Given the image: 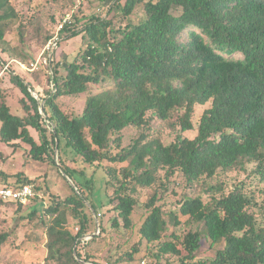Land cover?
<instances>
[{
	"label": "trees",
	"instance_id": "16d2710c",
	"mask_svg": "<svg viewBox=\"0 0 264 264\" xmlns=\"http://www.w3.org/2000/svg\"><path fill=\"white\" fill-rule=\"evenodd\" d=\"M114 8L127 20L122 27L115 28L107 19H95L79 31L73 30L72 24L64 27L63 33L70 32L65 39L81 37L85 49L60 81L52 71V89L47 91L44 113L54 127L52 138L58 148L64 141L66 148L88 165L127 164L122 180L108 172L118 183L111 205H115L123 227L133 228L138 189L162 183V175L169 179L179 172L188 185H194L254 163L255 175L264 184V0H126L123 5L115 0ZM138 8H142L143 17L135 23L131 18ZM16 18L10 0H0V43L5 41L9 22ZM11 81L32 107L22 100L26 115H14L0 78V141L7 145L24 143L30 147L33 160L44 161L49 143L43 136L44 142L37 144L29 131L41 130L39 106L29 92L32 84L18 76ZM93 87L100 91L92 93ZM82 95H87L83 114L70 119L57 101ZM207 104L211 107L195 129V110ZM179 112L181 132L197 130L195 139L179 137L164 145L141 134L128 150L114 154L127 129L148 127L150 117L167 122ZM68 171L63 174L67 176ZM34 183L28 179L5 182L0 176V185L8 187ZM74 193L63 206L82 218L76 235L66 228L61 204L43 213L47 262L88 264L77 250L88 237L85 199L78 188ZM161 200L157 191L151 196L144 206L149 215L138 230L150 245L160 242L168 229L163 210L157 206ZM252 204L243 185L227 196L213 198L210 204L200 198L182 201L170 222L179 226L180 218H188L204 227L212 248L224 245L214 259L193 264H264V226L251 212ZM2 205L16 206L18 215L23 209L21 204L0 200ZM36 213L32 211L28 219ZM118 225L115 221L113 227ZM7 240V236H0V256ZM201 241L200 232L189 233L182 242L176 238L163 243L159 252L181 256L182 246L185 263L191 264ZM138 253L134 249L116 262H133Z\"/></svg>",
	"mask_w": 264,
	"mask_h": 264
},
{
	"label": "rangeland",
	"instance_id": "374dc122",
	"mask_svg": "<svg viewBox=\"0 0 264 264\" xmlns=\"http://www.w3.org/2000/svg\"><path fill=\"white\" fill-rule=\"evenodd\" d=\"M125 1L121 0V4L123 5ZM10 4L17 18L9 22L5 41L0 43V78L3 80L12 113L17 116L26 115L22 100H25L29 107H32V102L12 83V77L18 76L32 86L41 87L46 95L47 91L52 89L50 75L46 70L54 71L56 80L60 81L66 76L68 66L77 60L78 53L85 49L81 37L65 39L70 36L68 31L63 33L64 27L70 26V24L64 25L67 18L71 19L73 30L76 31L84 29L95 19L112 20L115 28L127 23L126 19L121 18L120 11L114 8L115 0H10ZM142 17L143 10L138 8L131 19L137 23ZM57 37L60 38V44L54 51L53 62L42 65L43 68L35 76L27 73L21 65L29 67L40 59L41 64L47 57L44 50ZM6 67L8 70L5 72ZM98 91L100 89L95 87L91 89L92 93ZM86 98L87 95L68 97L60 99L57 104L70 119L78 118L83 114ZM210 107L211 104H207L196 108L192 120L195 129L198 128L204 112ZM31 114H34L33 110ZM180 115L181 112L175 114L167 122L158 121L149 115L148 127L130 128L122 134V145L119 149H114V154L128 150L141 134L159 139L164 145L174 143L179 137L195 139L197 130L181 132ZM39 124L40 131L32 128L29 131L37 144L44 142L43 136L45 141H48L49 151L44 156V161L33 160L30 147L24 143L7 145L0 141L1 178L10 183L25 179L35 181L32 186L39 188L37 193L42 197L23 206L19 215L15 214L17 207L14 205L0 206V236L8 238L2 248L0 264H54L46 260L47 236L41 225L45 220L43 213L50 207L61 204L66 218V228L76 235L82 226V218L76 217L72 209L64 207L63 202L68 197L74 196L77 188L85 199L83 215L87 219L85 225L88 236L78 244L77 250L80 259L88 264H186L185 262L188 261L185 259L186 252L182 246H180L181 256L161 255L159 248L163 243L174 242L176 238L182 242L189 233L195 232H200L202 241L201 249L195 261H190L191 264L214 259L216 253L224 248L223 244L212 248L210 241L205 237L202 225L188 218H180V225L174 226L170 218L179 212L181 203L185 199L200 198L205 204H210L213 198L227 196L241 185L247 196L252 198L251 212L259 225L264 226V184L255 175L256 164L252 163L237 172L218 173L194 185H188L186 178L179 172L169 179H165L162 175V183L151 189H138V193L134 196L138 205L132 215L133 228L125 229L119 214L114 210L115 205H111L118 183L113 177L109 178L108 172L122 180L121 172L127 164L108 162H103L100 166L85 164L73 150L66 148L64 141L58 148L52 138L53 132L47 131L41 121ZM64 170H69L67 176L63 174ZM87 183L90 185H86ZM156 191L162 196L157 206L163 210L168 229L160 242L150 245L141 239L138 230L149 215L144 206ZM34 210L37 211L36 216L28 219ZM98 215L101 217L99 218ZM115 221L119 223L117 227H113ZM93 236L97 237L94 241H90ZM134 249L139 253L133 262H116Z\"/></svg>",
	"mask_w": 264,
	"mask_h": 264
},
{
	"label": "built area",
	"instance_id": "2783aa9c",
	"mask_svg": "<svg viewBox=\"0 0 264 264\" xmlns=\"http://www.w3.org/2000/svg\"><path fill=\"white\" fill-rule=\"evenodd\" d=\"M71 19L67 18L64 22V25L71 24ZM63 29V27H61ZM60 44V38H54L46 47L44 50V54L47 53V57L42 61L40 64V60L35 62L34 64H31L29 67H25L21 65L23 69L26 70L27 73L29 74H34L39 72L43 67L42 65H48L53 62V54L54 51L59 48ZM8 70V67L5 68V72ZM46 72L49 75H52V70ZM29 92L31 96L37 101L38 106H39V112L41 115V123L43 124V127L52 133L54 131V127L51 124V122L48 120V117L44 113V107H45V100H46V95L44 94V90L41 87H35L32 86L29 88ZM37 198H42L37 192H35L34 187L32 185H24L20 186L18 188H13V187H8L4 185H0V200L3 202H15L18 204H21L22 206H27L30 204L32 201L36 200ZM100 218L101 215H98Z\"/></svg>",
	"mask_w": 264,
	"mask_h": 264
}]
</instances>
